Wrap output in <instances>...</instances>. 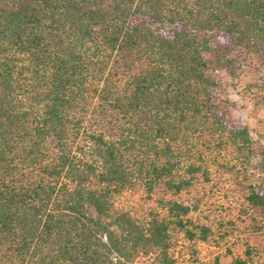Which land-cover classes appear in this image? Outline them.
Wrapping results in <instances>:
<instances>
[{"label": "trees", "instance_id": "1", "mask_svg": "<svg viewBox=\"0 0 264 264\" xmlns=\"http://www.w3.org/2000/svg\"><path fill=\"white\" fill-rule=\"evenodd\" d=\"M240 46L264 64V0H0V264H256L178 261L189 205L117 202L226 170L264 218V153L213 75Z\"/></svg>", "mask_w": 264, "mask_h": 264}, {"label": "rangeland", "instance_id": "2", "mask_svg": "<svg viewBox=\"0 0 264 264\" xmlns=\"http://www.w3.org/2000/svg\"><path fill=\"white\" fill-rule=\"evenodd\" d=\"M230 56L240 63L237 74L230 76L219 70L213 71V75L222 82V99L229 107V117L246 125L259 160L264 153V64L257 54L243 46L237 47ZM259 178L264 179V174L255 172L254 179ZM210 179L201 180L178 195L162 189L148 193L144 187H134L117 202L143 220L156 211H163L165 200L189 205L192 209L189 227L197 235L189 239L180 230L173 233L171 253L178 261L229 262L237 256L245 257L250 248L258 255L256 264H264V218L247 200L249 181L226 170L214 172ZM202 226L209 229L205 240L200 238ZM151 261L149 257H141L135 264H151Z\"/></svg>", "mask_w": 264, "mask_h": 264}]
</instances>
